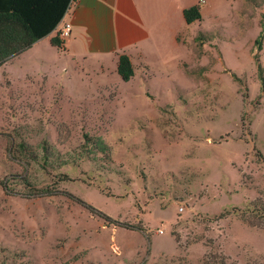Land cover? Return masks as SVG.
Listing matches in <instances>:
<instances>
[{
    "label": "rangeland",
    "instance_id": "obj_1",
    "mask_svg": "<svg viewBox=\"0 0 264 264\" xmlns=\"http://www.w3.org/2000/svg\"><path fill=\"white\" fill-rule=\"evenodd\" d=\"M200 3L129 81L0 72V264H264V0Z\"/></svg>",
    "mask_w": 264,
    "mask_h": 264
},
{
    "label": "crops",
    "instance_id": "obj_2",
    "mask_svg": "<svg viewBox=\"0 0 264 264\" xmlns=\"http://www.w3.org/2000/svg\"><path fill=\"white\" fill-rule=\"evenodd\" d=\"M200 4V0H74L54 32L7 61L0 72L10 74L11 66L29 62L25 57L30 54L40 64L48 63V59L40 56L41 50L36 52L38 44L46 41L58 59L65 58L62 69L70 60L78 76L90 74L87 67L93 71L108 67L118 74L120 54L130 56L136 73L137 58H149L161 46L165 35L175 37V17L183 14L185 8ZM66 23L72 25L71 34L61 37L64 45L58 48L52 44V38ZM56 63L51 61L55 67Z\"/></svg>",
    "mask_w": 264,
    "mask_h": 264
},
{
    "label": "trees",
    "instance_id": "obj_3",
    "mask_svg": "<svg viewBox=\"0 0 264 264\" xmlns=\"http://www.w3.org/2000/svg\"><path fill=\"white\" fill-rule=\"evenodd\" d=\"M73 1L0 0V67L54 32ZM183 17L187 24L202 20L200 6L185 8ZM52 44L63 48L64 41L58 34L52 38ZM117 70L123 81H129L135 75L128 54L119 55ZM261 80L264 87L263 74Z\"/></svg>",
    "mask_w": 264,
    "mask_h": 264
},
{
    "label": "built area",
    "instance_id": "obj_4",
    "mask_svg": "<svg viewBox=\"0 0 264 264\" xmlns=\"http://www.w3.org/2000/svg\"><path fill=\"white\" fill-rule=\"evenodd\" d=\"M71 30H72V25L70 23H66L62 27H60L58 31H59L60 37L66 38L67 36L71 34Z\"/></svg>",
    "mask_w": 264,
    "mask_h": 264
}]
</instances>
